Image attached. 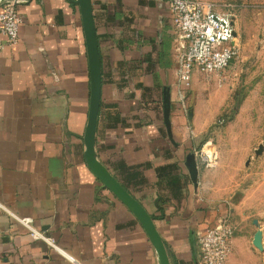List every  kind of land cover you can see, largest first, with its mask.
I'll list each match as a JSON object with an SVG mask.
<instances>
[{
  "label": "crops",
  "instance_id": "0c3cea01",
  "mask_svg": "<svg viewBox=\"0 0 264 264\" xmlns=\"http://www.w3.org/2000/svg\"><path fill=\"white\" fill-rule=\"evenodd\" d=\"M91 4L101 61L97 155L151 213L171 264H195L196 231L221 209L184 163L194 145L172 100L167 1ZM16 10L17 40L0 34V264H158L140 221L84 159L90 77L77 2L24 0Z\"/></svg>",
  "mask_w": 264,
  "mask_h": 264
},
{
  "label": "rangeland",
  "instance_id": "374dc122",
  "mask_svg": "<svg viewBox=\"0 0 264 264\" xmlns=\"http://www.w3.org/2000/svg\"><path fill=\"white\" fill-rule=\"evenodd\" d=\"M214 1L233 12L238 53L222 72L195 75L183 104L176 90L172 100L190 151L216 156L196 159L203 191L233 224L224 264H264V0Z\"/></svg>",
  "mask_w": 264,
  "mask_h": 264
},
{
  "label": "built area",
  "instance_id": "2783aa9c",
  "mask_svg": "<svg viewBox=\"0 0 264 264\" xmlns=\"http://www.w3.org/2000/svg\"><path fill=\"white\" fill-rule=\"evenodd\" d=\"M24 0H0V34L8 42L17 40L21 17L16 4ZM171 12L174 44V75L179 101L183 104L185 90L191 87L197 74L210 76L230 66L238 53V42L234 33L233 12L224 9L214 0H166ZM196 158L211 165L214 154L194 149ZM196 159V160H197ZM198 165V160H197ZM15 217L35 237H41L54 245L42 230L22 216ZM233 224L227 214L219 215L213 224L196 231L198 253L195 264H224L230 248Z\"/></svg>",
  "mask_w": 264,
  "mask_h": 264
},
{
  "label": "water",
  "instance_id": "95a60500",
  "mask_svg": "<svg viewBox=\"0 0 264 264\" xmlns=\"http://www.w3.org/2000/svg\"><path fill=\"white\" fill-rule=\"evenodd\" d=\"M74 1L77 2L80 10L90 77L88 111L83 132L84 159L89 168L101 180V182L105 186H107L134 213V215L140 221L155 249L158 264H171L166 244L155 224L151 213L146 209L142 202L135 195H133L131 191H129L121 183V181H119V179L112 173V171L97 155L95 147V132L101 94V61L91 0ZM162 101L163 118L168 127L170 100L169 86L167 84L163 85ZM184 163L187 166L190 178L194 181V183H196L198 175V165L195 153L193 151H189L186 154Z\"/></svg>",
  "mask_w": 264,
  "mask_h": 264
},
{
  "label": "trees",
  "instance_id": "16d2710c",
  "mask_svg": "<svg viewBox=\"0 0 264 264\" xmlns=\"http://www.w3.org/2000/svg\"><path fill=\"white\" fill-rule=\"evenodd\" d=\"M139 84L141 85V82H140ZM142 88H143V89H146V87L143 86V85H142ZM174 164H175V163H174ZM119 165L123 166V165H124V162L120 161V164H119Z\"/></svg>",
  "mask_w": 264,
  "mask_h": 264
}]
</instances>
